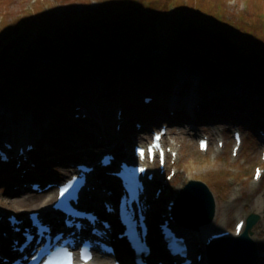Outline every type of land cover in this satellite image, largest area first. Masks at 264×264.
I'll list each match as a JSON object with an SVG mask.
<instances>
[{
    "label": "rangeland",
    "instance_id": "1",
    "mask_svg": "<svg viewBox=\"0 0 264 264\" xmlns=\"http://www.w3.org/2000/svg\"><path fill=\"white\" fill-rule=\"evenodd\" d=\"M109 1L114 3L115 6L120 3V0ZM145 1L154 2L155 0ZM105 2L106 0H0V32L5 29L6 26L15 25L17 22L20 23V21H22V18L24 17L25 19L35 20L33 19V17L35 18V12L37 13L38 11L37 9L41 10L45 8L46 10H48V15L51 18H54L55 22L56 19L54 15L56 12L63 18L67 15L72 16L73 18L76 16L84 23H86L90 20L89 15L91 14L92 10H95V8L99 9L100 6H102V4H104ZM165 3V9H167V13H165L167 14L166 18L173 15L172 10H176L178 12V9H180V3H185L187 6L193 7V10L195 11L198 10L199 16L207 17L208 20L209 16L213 15V13L210 11H203L202 5H210V7L216 12L224 11L227 16L231 17V19L236 20H238L241 16L245 17L246 20H250L251 16L249 17L246 14H249V12L254 14V12L257 11L259 5L262 6V8H260L261 11H264V0H166ZM194 3H199L198 7H195ZM141 4L138 5L139 12L142 9V5H144ZM120 9L122 8L116 7L115 12H120ZM261 15L263 16L264 12H262ZM57 21L65 23V20ZM41 22V19L37 20L38 25L34 27V30L40 28V26L42 25ZM21 26L22 24L19 25V27ZM212 32V39L214 40L213 48H215L216 51L220 55H222V57L234 59V57L230 56V53H233V47L229 40L225 39V36L219 30L215 29ZM162 34L163 36L165 35L164 32ZM28 38L30 37L27 36V39ZM31 39H33V37H31L29 40ZM0 44H2L1 41ZM1 47L2 46H0V48ZM2 49L3 47L1 48V50ZM161 50L168 51L165 45H163V49L161 48ZM20 55H22L20 57V60L15 61L14 59L13 63L10 64V67H3L2 65L4 64V62L0 61V83H3V87H0V100H4L6 98L8 100L9 96L14 94V91L12 89L17 88L16 77L17 75H19L21 65L23 63H25L26 65L27 63L31 62L32 58H30L29 54L26 53V51ZM164 56L167 55L164 54ZM108 57L111 58V56ZM132 57H134V53H131L130 56H128L127 61L122 62V64L124 63L125 65L133 66L132 63L134 62V59H132ZM241 58L242 60L247 59L243 57ZM37 61L41 62L40 66L43 64L42 68L39 67L42 70L45 68L48 69L54 62V60L50 59L49 56ZM165 61L166 63H168L165 66L166 71L168 69L172 71V75H174L175 78L176 76H178L177 74H181L184 72L186 75L193 74L194 77L198 79V81L202 79V66H192L188 61L181 60L173 64L175 65L174 70H171V67L173 68V65H170L171 63L168 62L170 60L166 59ZM108 62L109 64L102 62L101 65H98L97 62H93L94 64L89 62L91 64L86 63V65L81 68H87V71L90 72L92 69H94V73L91 75L92 77L99 79V76H102V78H106L108 80V78L111 76L110 70L116 71L117 66H119L118 61L114 60ZM59 65H61V76L64 74L62 69L68 70V67H70L71 70L76 69V66L74 65L66 64V66H64L62 63H60ZM98 69L100 70L99 76L96 75ZM40 74L41 73H39L38 75L41 76ZM155 75L156 72H154V78H152L150 84L145 83L143 86H137L140 88L136 90L138 92L140 91L139 93L133 91V93L129 96H119L116 109L113 108L106 112H104V110L100 111V117L105 113H107L109 116L113 114L117 116V111H119V109L123 107V105H127L130 101L132 103V106H124V125L122 126V133H117L116 129H114L116 124H113L110 133H106L105 130L101 129L105 135L102 136V139H100L98 132H96L97 130H94L96 126L99 127L100 123H97L95 120H91V118H86L85 120H83L82 115L84 113H78L79 117H76L77 113H73V111H70L68 114L80 119L79 122H75L76 124H72V126L77 127V129L73 131L75 136L76 134H79L81 136V140H77V137L75 138L69 134H64L61 139L56 138L52 140L48 136L50 142L53 141L56 149L58 148L57 152L62 153L63 155L61 154L59 158L55 156L42 157V152H44L43 148H45L46 146H42L40 147V149L37 148L36 152L30 154V159L35 161L38 169L37 172L31 175L28 174L27 178L32 179L34 176L48 177V174L56 175L57 169H59L60 166L70 165L71 161L73 162L75 161V159L87 160L91 163H95L99 157V153H97L98 148L101 146H103L104 148L112 146L113 150L119 149L123 153H129L128 149L129 147H132V145L130 146V144H133L134 141L139 142L147 140L151 136V130H158L160 124H163V122H165L168 124L169 128V133L167 136H165L167 144L169 146L175 147L178 150V158L176 160L174 158L170 159V164L175 165L177 174L170 180L165 179V177H161V175H159L158 180L151 184V186H159L164 184L163 181L168 180V187L159 198L160 200L157 204V208L153 212L152 220L154 223V229L155 231L157 229L156 217L159 216L162 210L161 208H164V206L166 207L169 200L180 197L182 189L190 180L196 179L205 181L206 184L211 187L212 191L215 194L218 213L216 220L209 224V226L206 225L200 229V232H204L203 237L201 239H196L195 236L194 239L196 240L200 248L204 245V237L209 233L230 229L233 234L235 229L234 225L238 220H246L248 215L256 210V207L260 210H264V177L258 183L253 178L256 166H261L264 168V160L261 156V152L264 150V139L260 135V131L264 132V121L261 120L263 114L261 115V113L256 110L253 112L251 108L252 101L254 102L258 99H261V102L255 103H258V105H262L261 109L264 110V96L261 95V92H259L257 83L250 84L249 87H251V89H247V91H244V93L243 90H241V83L243 82V78L241 79L240 77H237L238 79L236 83L233 84V89L237 90L239 94L241 93L242 97H245L244 103L242 104V106L239 105L241 108H237L234 111L233 109L227 107L221 108L226 110L227 113L228 110H232L233 113L237 112L238 117L235 116V114L237 113H228V115L221 116L215 115L209 110V108H206L205 112L198 114V116L202 117L201 120L199 119V121L197 122H192L191 120L183 117L178 111H168V104H165L164 102L160 104L157 102L156 98H158V94L161 93V91L158 90L157 92H155L154 90V88L159 85L157 83ZM224 75L228 77L229 74L228 72H225L223 74V77H226ZM7 76L11 77L12 80L9 81V83H12L13 85L11 84V86H9V83H6V85L8 86L5 85V77ZM96 80L97 79L91 78V82H94ZM248 85L249 84H244L243 88L245 87L246 89ZM24 88L25 91H28V89L32 90L31 85H24ZM145 96H153L154 102L152 104H146L144 101ZM82 99H85V97L83 96ZM132 100H134V102H132ZM8 102L10 101L8 100ZM103 104L108 105V103ZM160 105L162 107L159 108ZM106 108H109V106ZM25 109L29 112L31 110V107H26ZM159 111H162L163 115L167 117V120H163V117L162 119L153 117L154 114L160 113ZM251 114H253L251 118L247 117ZM35 115L38 118L37 114ZM94 116H96V114H94ZM139 117H144L145 129L144 127H142V129L136 131L135 127L137 121H139ZM151 120L156 121L149 123V121ZM91 124H93L94 126L92 127ZM105 124L109 125L108 123ZM87 129H90L91 135L89 134L90 137L86 139L83 136L84 134L85 136L88 135V133L86 132ZM236 129L242 131L244 140L242 148L237 157L233 156L232 154V146L234 145L232 134ZM203 134H207L211 137V146L209 151H207L206 153L201 152L198 146V140ZM220 140H223L225 142L223 148L218 147V141ZM130 141H132L133 143H129ZM78 143L81 145L82 150L85 151L84 154L81 151H78ZM24 145L26 146L27 144ZM116 145L121 146L115 147ZM77 152H79L80 154L76 155ZM33 156L35 158H32ZM72 156H76L75 159H73ZM15 164L16 161H14V163L11 165L15 166ZM9 168L0 166L1 199L13 200L15 198L22 199L26 196H29L30 198L41 196L35 195V192L32 193L29 185L27 184L26 188L23 191L20 190L17 185H11L10 183H12V181L14 180L13 175H9L7 173ZM259 204H261V208ZM48 207L49 204L46 208ZM40 208L42 207L38 206L36 202L33 203V205L31 204L24 207L15 205L12 206L0 202V211L3 210L7 213L15 212L20 214L26 213L28 211L34 212L39 210ZM181 230L185 231V228L182 227ZM254 231V239H256V241L258 242L260 250V264H264V217L261 222L256 224ZM190 234L191 236H194L195 234H198V232L191 231Z\"/></svg>",
    "mask_w": 264,
    "mask_h": 264
},
{
    "label": "trees",
    "instance_id": "2",
    "mask_svg": "<svg viewBox=\"0 0 264 264\" xmlns=\"http://www.w3.org/2000/svg\"><path fill=\"white\" fill-rule=\"evenodd\" d=\"M165 1L120 0V3L115 6L111 1L106 0L99 9L92 10L89 15L90 20L86 23L76 16L73 18L67 15L63 18L56 12L55 22L54 18L48 15L46 8L37 9L35 18L33 17L35 20L22 18L20 23L29 30L36 26L38 19H41L40 27L43 32L31 42L29 48L31 62L21 68L16 77L17 88L12 89L14 94L9 98L13 103H18L20 97L25 96L24 93L32 92L31 100L34 105L36 101L46 99L48 102L46 106L48 105L50 110L59 108L60 111L66 112L70 106L66 92L70 90L72 83L65 81L66 76L60 75L61 65L59 64L66 66L68 63H75L77 65L73 73L80 75L84 71L85 74L90 71L81 67L89 63L93 56V62H97L98 65L102 62L109 64L108 60L103 61L108 56L118 61L119 66L116 71L110 70L111 76L106 82L109 88L117 87L118 83H129L137 92L140 86L145 83L150 84L154 78L155 67L167 59L170 60L168 61L170 65L184 60L192 66H202L201 90L215 91L219 102H222V98L228 97L221 87L223 85L233 87L238 79L229 75L223 77V74L240 68L256 73L259 78L257 83L259 92L264 96V15H261L264 11L260 9L261 5L254 14L250 12L246 14L251 16L250 20L242 16L239 17L240 20L231 19L224 11L216 12L210 5H202L203 11L213 13L208 20L207 17H200L198 10H193V7L185 3H180L178 12L174 10L173 15L166 18ZM140 4L142 9L139 12ZM198 4L194 3L195 7H198ZM116 7L122 8L120 12H115ZM57 20H65V23ZM20 23L6 26L0 32L2 43L0 46L3 47L0 61L4 62L3 67H9L14 61L13 46L19 42L25 43L29 35L28 32L21 33ZM215 29L219 30L231 43L233 53H230V56L234 59L222 57L213 48L212 31ZM163 45L168 50L165 54L167 56L155 52L163 49ZM131 53L138 54L136 61L132 63L133 66L122 64L127 61ZM47 56L53 59L54 63L48 69L42 70L40 68L43 64L40 66L41 62L37 60ZM241 57L247 59L242 60ZM93 62L91 63L94 64ZM174 66L171 70H174ZM62 70L65 74L72 71L70 67L68 70ZM39 73L41 76L38 75ZM243 82L249 84L246 89L242 87L243 92L247 91L250 84H254L246 80ZM24 85H31L32 90L25 91ZM0 87H3V83H0ZM231 96L234 103L238 105L244 103L245 97H242V94L237 93L235 89ZM260 100L254 102L251 100V108L263 110L262 105L255 103L261 102Z\"/></svg>",
    "mask_w": 264,
    "mask_h": 264
},
{
    "label": "bare ground",
    "instance_id": "3",
    "mask_svg": "<svg viewBox=\"0 0 264 264\" xmlns=\"http://www.w3.org/2000/svg\"><path fill=\"white\" fill-rule=\"evenodd\" d=\"M74 71H70L67 74H63L62 77L66 76L67 79L65 81L72 83L70 85V90L66 92L67 99L70 101L71 110L75 113H84L87 114V119L91 118V120H95L97 123H100L99 127H95L94 130H97L99 136H102L104 132L101 130H105L106 133H110L112 130L113 124H117L120 122L119 119H117V116L114 114L109 116L107 113L103 114L101 117L99 116V113L101 110H104V112L109 111L111 109H116L118 105L119 96H129L133 93L134 88L132 85L128 84H117V87H107L106 82L107 79L102 78V76H99L100 70L96 72V75L99 76L98 78L92 77L91 75L94 73V69L91 70V72H81V74H75ZM72 73L74 75H72ZM91 73V74H90ZM90 74V75H89ZM177 81L174 75H172V71L168 69V71H158L156 73V79L157 82L162 86L165 90V93L163 92L159 96L158 103L164 102L165 104H168L167 109L168 111H178L181 113V115L192 122H197L199 119L201 120V116H198V114H201L206 111V108H209V110L215 114V115H228L227 111L222 109L221 107H227L230 109L236 110L237 108H241L236 103H234L233 98L229 100V97L222 98V102H219V100L216 98L218 94L215 91H211L206 94V92H203L200 88L202 87V82L199 83L198 79L194 77L193 74H185L179 73L177 74ZM91 78L97 79L94 82H91ZM240 79V78H239ZM242 79V78H241ZM92 83H90V82ZM244 81V79H243ZM245 83L242 82L241 86L243 87ZM6 85V82H5ZM92 85V86H91ZM187 85V88H184L185 90H181L183 86ZM241 87V89H242ZM227 86H223L222 90L225 92L227 90ZM248 89H251V87H248ZM169 90H172V92L167 95V92ZM186 91V92H184ZM138 92V91H137ZM140 92V91H139ZM138 92V93H139ZM223 92V93H224ZM226 94V93H225ZM25 96L20 97L18 103L15 102L13 105H7L3 100H0V130L3 139H8L16 144H20L23 141L34 143L37 145L40 149L42 146H46L43 148L44 152H42V157H57L59 158L62 153L57 152L56 146L53 144V141L50 142L49 137L52 139L60 138L64 136V134L72 135L73 137H77V140H81V136L79 134H74L75 129L77 127L72 126V124H76L75 122H79L80 119L73 117L72 115L68 114V119H63L62 117L52 114L47 110L46 104H48L46 99H40V101H36V105H34V102L31 100L33 98V94L31 93H24ZM85 97V99H82V97ZM227 96V95H226ZM221 99V98H220ZM103 103H108V105H104ZM32 105V106H31ZM80 107V109H77V107ZM109 108H106L108 107ZM128 106H131V104H128ZM26 107H31V110L28 112L26 110ZM162 107L161 105L159 108ZM157 109V108H156ZM239 110V109H238ZM208 111V110H207ZM160 113H156L153 115V117H156L157 119L164 118L165 115H163L162 111H159ZM38 116V119H36V115ZM96 114V116H94ZM235 116L238 117V114H235ZM58 117V118H57ZM156 119V120H157ZM85 120V119H83ZM155 120V121H156ZM167 120V119H165ZM153 120L149 121V123L155 122ZM160 121V120H158ZM105 123H108L109 125H106ZM93 127L94 125L91 124ZM49 136V137H48ZM66 136V135H65ZM85 134H84V136ZM64 143V142H63ZM243 145V142H242ZM78 151H81L83 154L85 151L82 150L81 145L78 143ZM98 150H102L100 147ZM30 152L27 153V156H30ZM80 153L77 152L76 155H79ZM63 155V154H62ZM25 155H18L15 156L18 159H21V166L17 168L16 166L10 165L11 169V175H13V180L11 185L14 184L19 187L21 190L23 188V184L26 181V178L28 174H33L37 172L38 166L32 165L31 163L35 162L32 159H24ZM73 159H75L76 156H72ZM32 158H35L34 156ZM16 161L15 159L12 161V163ZM33 161V162H30ZM39 161V160H38ZM28 162L30 165H28ZM11 163V164H12ZM23 166H28L27 168H23ZM43 168V167H42ZM24 170V172H23ZM71 170L70 167H61L57 169L56 175L48 174V178L52 179V181H56L59 178H62L65 176L68 171ZM105 182L101 185V188L97 189L96 192H98V196L102 198L103 200L108 199L111 200V196L106 195L105 193L101 191L103 188H107V190H115L118 188L117 183L115 180L112 179H105ZM93 185H96V180L94 179ZM51 191L49 190L47 193L44 194V196H38L36 198H30L29 196H26L22 199L15 198L13 200L11 199H1L0 202L4 204L9 205H15V206H29L33 205V203H37L38 206L44 208L45 205H47L53 197L51 196ZM41 200V201H40ZM148 200L151 203V209L149 212L150 220L152 227L154 226L153 223V212L158 204L157 199H149ZM97 202V201H96ZM99 204V202H97ZM261 208V204H259ZM100 212H104V209H99ZM257 211H260L256 207ZM1 213H5L2 211ZM43 213L45 215L49 214L50 211L43 210ZM48 219V218H47ZM49 220V219H48ZM0 228H2L4 231L8 234V239L12 237L11 235V227L9 221H7L5 218L0 221ZM244 229V228H243ZM242 229V230H243ZM228 230H222L214 233H209V235L206 237V240L209 238V236L213 234H220ZM16 236H20V234H15ZM198 237L202 238L203 236L201 234L198 235ZM191 240V247L193 250H195V241H193V237H189ZM153 244H156L152 241ZM119 256L122 257L127 264H136L135 261V255L131 252V250H127L121 244H118L117 247ZM154 250H157V246ZM161 253V251L156 252L155 259L153 261L157 260H163V257H159L158 255ZM165 260V259H164ZM184 258H180V262L184 261ZM168 261V260H167ZM180 264V263H179Z\"/></svg>",
    "mask_w": 264,
    "mask_h": 264
},
{
    "label": "water",
    "instance_id": "4",
    "mask_svg": "<svg viewBox=\"0 0 264 264\" xmlns=\"http://www.w3.org/2000/svg\"><path fill=\"white\" fill-rule=\"evenodd\" d=\"M230 75L249 81H255V72L242 68L229 71ZM176 209V218L188 228L200 230L209 224L215 216L216 203L209 188L192 181L180 197ZM261 219L258 213H252L247 219L245 231L240 236H222L206 243V257L209 264H257L260 257L256 241L253 240V227Z\"/></svg>",
    "mask_w": 264,
    "mask_h": 264
},
{
    "label": "snow or ice",
    "instance_id": "5",
    "mask_svg": "<svg viewBox=\"0 0 264 264\" xmlns=\"http://www.w3.org/2000/svg\"><path fill=\"white\" fill-rule=\"evenodd\" d=\"M141 155H143V151L141 150ZM140 171H143V169H139ZM67 189H65L63 192H61V196L63 197L64 196V192H66ZM69 257H70V254H69Z\"/></svg>",
    "mask_w": 264,
    "mask_h": 264
}]
</instances>
